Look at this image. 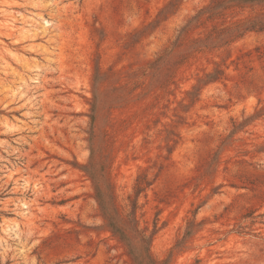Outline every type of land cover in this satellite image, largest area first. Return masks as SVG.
<instances>
[{"label": "rangeland", "instance_id": "obj_1", "mask_svg": "<svg viewBox=\"0 0 264 264\" xmlns=\"http://www.w3.org/2000/svg\"><path fill=\"white\" fill-rule=\"evenodd\" d=\"M169 1L0 0V264H132L91 162L158 260L264 264V32L156 69L208 0Z\"/></svg>", "mask_w": 264, "mask_h": 264}, {"label": "trees", "instance_id": "obj_2", "mask_svg": "<svg viewBox=\"0 0 264 264\" xmlns=\"http://www.w3.org/2000/svg\"><path fill=\"white\" fill-rule=\"evenodd\" d=\"M174 2L175 0H170L161 8L156 18L174 6ZM251 32H264V0H208L187 18L173 42L172 49H166L158 56L152 67L160 68L165 63V59L177 48H184L187 59L201 52L227 48ZM221 74L222 70L216 66L213 71L206 72L205 77H200L198 84L193 87L200 88L201 84L217 81ZM102 77L103 73L97 70L94 82L98 86L94 89L93 110L102 101V91H100ZM119 90L120 87L114 88V98L121 96ZM94 120L95 115H92L91 121ZM80 167L93 180L96 199L106 225L124 243L132 264H165L164 260H158L151 252V242L156 230L149 233L148 228L140 226L137 217L138 198L131 200L130 211L124 213L117 202L110 173L97 168L92 162ZM150 184L147 178L138 176L135 185L136 196H139ZM189 233L190 230L186 235Z\"/></svg>", "mask_w": 264, "mask_h": 264}, {"label": "bare ground", "instance_id": "obj_3", "mask_svg": "<svg viewBox=\"0 0 264 264\" xmlns=\"http://www.w3.org/2000/svg\"><path fill=\"white\" fill-rule=\"evenodd\" d=\"M45 23L48 24L49 22L47 20H45Z\"/></svg>", "mask_w": 264, "mask_h": 264}]
</instances>
